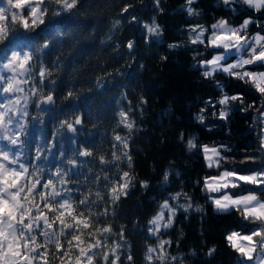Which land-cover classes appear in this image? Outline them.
Instances as JSON below:
<instances>
[{
  "label": "trees",
  "instance_id": "1",
  "mask_svg": "<svg viewBox=\"0 0 264 264\" xmlns=\"http://www.w3.org/2000/svg\"><path fill=\"white\" fill-rule=\"evenodd\" d=\"M63 1H43L40 19L31 22L26 11H22V21L10 17L4 0H0V9H3L0 38L4 40L0 43V67L16 53L26 68L22 91L28 96L27 115L21 120L26 122L22 139L28 156L38 147L43 148L40 163L48 168L75 159L76 166L65 164V170H71L74 179L87 177L89 185L99 175L101 189L109 183L103 179L104 172L108 173L109 180L119 181L122 171L136 177L135 187L117 206L114 226L116 222L127 223L126 235L132 240L133 255L139 261L143 241L155 242L145 232L146 220L155 212L158 202L169 198V191L183 189L193 196L195 203L199 190L193 191L192 181L203 183L204 177L218 174L214 169L203 167V145L227 144L232 152L225 155L237 161L255 158L243 165L223 164L230 171L264 173V150L260 145L264 137V105L258 94L249 97V91L241 85L232 88L229 95L239 93L245 103L232 105L228 122L212 117V112L220 107L212 106L217 93L207 86L208 81L203 79L198 66L212 51L206 44H190L187 37L189 32L194 36L199 25L210 27L216 17L228 15L225 6L214 7L215 0H198L192 5L201 10L198 18L187 17L181 7L185 0H159L162 14L158 13L154 0H72L71 7L64 12L59 8ZM153 16L163 27L164 35L151 37L145 43L147 30L143 24H151ZM129 40L135 41L131 49L126 46ZM173 42L182 46L169 50L167 45ZM162 56L167 59L162 60ZM49 96L52 97L50 106L37 107ZM142 99L147 103H142ZM244 107H248L247 112L240 111ZM201 108L205 109V125L195 120ZM61 121L65 122L64 127ZM69 126L73 131L68 130ZM181 132L183 141L178 139ZM194 134L198 135L197 150L189 153L185 145ZM50 144L54 147L49 152ZM7 150L8 144L0 142V151ZM82 150L91 151L92 155L80 156ZM125 151L132 158V169L127 167ZM61 152L62 160L58 159ZM113 152L121 157L119 161L99 163L97 157L103 155L112 160ZM43 156L49 157L47 162ZM166 168L172 173L167 186L162 183ZM140 180H148L149 188L140 189ZM244 187L264 199V185ZM137 218L139 222L133 228L132 220ZM180 228L191 234L177 248ZM197 228L195 214L189 225H185L181 214L177 217V226L161 235L171 237L172 254L187 253L189 247H196L199 252L203 246L202 237L196 235ZM208 231L205 230V235ZM184 259L189 257L185 255ZM212 264H230V258L219 255Z\"/></svg>",
  "mask_w": 264,
  "mask_h": 264
},
{
  "label": "clouds",
  "instance_id": "2",
  "mask_svg": "<svg viewBox=\"0 0 264 264\" xmlns=\"http://www.w3.org/2000/svg\"><path fill=\"white\" fill-rule=\"evenodd\" d=\"M154 2L158 13L162 14L159 0ZM197 2L185 0L181 7L187 17L198 18L201 15V10L192 7ZM8 4L11 6L12 0H8ZM221 5L225 6L228 15H220L210 24L213 34L208 47L213 49L212 58L200 62L205 69L200 74L208 81L207 86L217 93L212 106L218 104L220 107L212 112V117L227 123L233 111L232 105L245 103L241 94L229 95L234 87L245 86L249 97L258 94L261 105H264V0H215V8L219 9ZM143 27L147 30L145 43H149L151 37L164 35L156 16L152 17L151 24L145 22ZM198 27L200 31L195 36L192 32L188 34L190 44L204 43L208 28L203 25ZM3 42V38H0V43ZM134 43V40H129L126 46L131 49ZM181 46L175 42L167 45L169 50ZM16 55L13 53L12 59ZM161 59L167 58L162 56ZM4 67L8 68V65ZM9 79L11 81L14 77ZM24 99L27 100V96ZM18 102L19 98L0 105L4 109L0 112V142L8 144L7 151H0V264H175L176 261L179 264H194L197 260L200 264H212L219 255L229 256L230 264H264V199L259 193L244 187H258V176H264V173L245 174L223 167V164L243 165L255 158L245 157L237 161L235 157L225 155L232 152L227 144L213 147L216 159L209 161L205 157L203 167L214 169L218 174L204 177L203 183L200 180L192 181L193 191L195 188L199 190L195 203L193 196L183 189L169 191V198L158 202L155 212L146 220L145 232L155 242L143 241L138 261L133 255V242L126 235L127 223L116 222L114 226L117 206L122 199H127L128 192L135 187L133 181L136 177L122 171L119 181L109 180L108 173L104 172L103 179L109 183L105 189H101L99 175L91 181V185H96L92 187L86 183L87 177L84 180L74 179L71 170H65V164L76 166L75 159L48 168L40 163L43 148L38 147L33 155L28 156L22 139L26 122L20 120L15 131L10 128L13 124L11 117L5 122L8 112L15 116L16 109L12 105ZM141 102L147 103L144 99ZM248 107L240 111L247 112ZM204 112L205 109L201 108L200 114L195 117L199 125H205ZM120 115L123 116V112ZM253 120H256L255 116ZM64 126L65 122L61 121V127ZM68 130L73 131L70 126ZM178 139L184 140L183 132ZM197 139V134L188 138L185 147L189 153L197 150ZM260 145L264 150V137H261ZM53 147L49 145V152ZM208 147L203 145L204 150ZM13 148L18 150L13 152ZM91 155V151L80 152V156ZM123 155L129 161L128 169H132L131 156L127 151ZM48 158L43 156L45 162ZM62 158L63 152L58 159ZM29 159L31 163L26 162ZM97 159L101 165H107L119 161L121 157L113 152L112 160H107L103 155ZM171 176L172 173L166 168L162 183L167 186ZM210 179L215 187H209ZM139 188L148 189L149 181L140 180ZM181 214L184 215L185 225L191 223L193 214L196 215V235L202 237L200 244L203 246L199 252L196 247H189L187 253L172 254L169 251L171 237L161 235L177 226V217ZM138 222V218L132 220L133 228ZM206 229L209 230L207 235ZM190 234V231L180 228L176 247L179 248L180 241ZM185 255L189 260L184 259Z\"/></svg>",
  "mask_w": 264,
  "mask_h": 264
},
{
  "label": "rangeland",
  "instance_id": "3",
  "mask_svg": "<svg viewBox=\"0 0 264 264\" xmlns=\"http://www.w3.org/2000/svg\"><path fill=\"white\" fill-rule=\"evenodd\" d=\"M43 1L46 0H12L11 6L8 4V0H4V3H5V7L9 11L10 17H15L16 19L22 21L21 20L23 15L22 11H26L28 14L27 16H29L30 18V21L37 22L41 16V5ZM71 5H72V0H64L62 3H60L59 8L61 9V11L64 12L68 10L71 7ZM204 27L208 28V31L205 33L203 38L204 43L201 45L206 44L208 46L210 43V36L213 34V30L210 27H206V26ZM196 30L197 31L195 32L194 36L196 35L197 32L200 31V28L198 27ZM209 48L210 51L213 52V49L211 47ZM211 58L212 57L210 56L209 58L203 59L201 61H208L211 60ZM200 62L198 63V66L201 69V71H204L205 69ZM4 63L5 65H8V68H5L4 67L5 65L0 67V100L2 102L1 105H3L7 101H16L19 98V102L12 105V107L16 109L15 116H13L12 112H8L5 118V122L9 117L13 119V124L10 125V128L13 131H15L16 124H18L22 119V117H24V113L27 110L28 96L22 91L24 79L26 78V68L24 64H21V61L17 57V55L15 59H12L11 56L8 60H5ZM10 77H14V79L10 81L9 79ZM6 88L8 89L7 91H5ZM3 92H5V94ZM25 96H27V100L24 99ZM0 111L3 112L4 109L0 108ZM262 118L264 119V115H262ZM212 148L213 146H209L207 150H204L203 146L201 147V154L204 159V162H205V157L209 161L216 159L215 155L212 152ZM257 183L259 186H263L264 176H258ZM209 187L210 188L215 187V184L211 179L209 180ZM165 215H167V213Z\"/></svg>",
  "mask_w": 264,
  "mask_h": 264
},
{
  "label": "water",
  "instance_id": "4",
  "mask_svg": "<svg viewBox=\"0 0 264 264\" xmlns=\"http://www.w3.org/2000/svg\"><path fill=\"white\" fill-rule=\"evenodd\" d=\"M49 97L43 98L41 100V102H40L41 108L45 109L52 103V97H50V99H49Z\"/></svg>",
  "mask_w": 264,
  "mask_h": 264
}]
</instances>
